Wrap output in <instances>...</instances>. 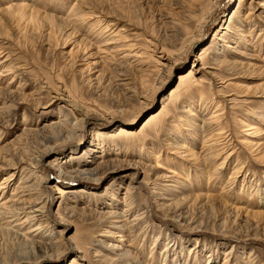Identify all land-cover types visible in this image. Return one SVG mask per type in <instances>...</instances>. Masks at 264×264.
I'll use <instances>...</instances> for the list:
<instances>
[{
    "label": "rangeland",
    "instance_id": "rangeland-1",
    "mask_svg": "<svg viewBox=\"0 0 264 264\" xmlns=\"http://www.w3.org/2000/svg\"><path fill=\"white\" fill-rule=\"evenodd\" d=\"M217 1L0 0V264H264V0Z\"/></svg>",
    "mask_w": 264,
    "mask_h": 264
},
{
    "label": "bare ground",
    "instance_id": "bare-ground-1",
    "mask_svg": "<svg viewBox=\"0 0 264 264\" xmlns=\"http://www.w3.org/2000/svg\"><path fill=\"white\" fill-rule=\"evenodd\" d=\"M216 2H218L217 0H216ZM207 22H206V20H204L203 22H202V24H201V26H200V29L198 30V34H200L201 32H202V30L204 29V25L206 24ZM182 59V58H181ZM173 63V62H172ZM174 63H176V62H174ZM168 68V67H167ZM171 68V67H170ZM168 70H170V69H168ZM67 99V98H66ZM68 100V99H67ZM76 108H78L77 107V105H76ZM81 112V111H80ZM84 113V112H83ZM84 114H86V113H84ZM85 116L84 115H81L80 116V119H77L75 122V125H74V127L73 128H76V126L78 127V126H81L82 125V121H84L85 120ZM64 119V118H63ZM62 121V120H61ZM60 121V122H61ZM60 122H58L57 124H59ZM60 126L61 127H64V126H66L65 125V122H61V124H60ZM58 127V126H57ZM66 128V127H65ZM79 128V127H78ZM77 128V129H78ZM63 129V128H62ZM77 129H73V131H75V130H77ZM69 130V129H68ZM72 131V130H71ZM72 131V132H73ZM76 132V131H75ZM68 134H70V132L68 133ZM47 150V149H46ZM50 150V149H49ZM38 157H40V156H38ZM37 158V157H36ZM36 161H39V159L38 160H36ZM42 161V160H41ZM40 163V162H39ZM43 163V162H42ZM40 169V168H39ZM42 170V169H41ZM41 172V171H40ZM69 172V171H68ZM81 173V172H80ZM64 176V175H63ZM43 183V182H42ZM41 183V184H42ZM35 189V188H34ZM25 190V189H24ZM26 192V191H25ZM32 192V191H31ZM28 193V192H27ZM38 193V192H37ZM30 194V193H29ZM36 207H37V205H36ZM34 210V209H33ZM44 210V209H43ZM42 210H35V212H33V217L32 218H36L37 216L35 215L36 214V212H41ZM73 214V213H72ZM39 215V214H38ZM43 216H45L44 214H43ZM73 216V215H72ZM32 218H31V221H32ZM27 222H30V219H28V220H25L23 223H27ZM40 228H38V229H35V230H33L32 231V233L33 232H37V230H39ZM7 231V230H6ZM17 235V234H16ZM18 236V235H17ZM27 240V239H26ZM34 244H35V242H34ZM35 246V245H34ZM42 248H44V247H42Z\"/></svg>",
    "mask_w": 264,
    "mask_h": 264
}]
</instances>
